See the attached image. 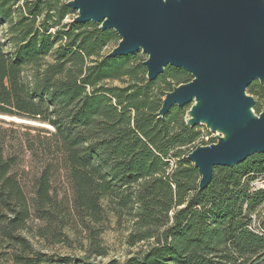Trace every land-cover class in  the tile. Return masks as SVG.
<instances>
[{"label": "trees", "instance_id": "trees-1", "mask_svg": "<svg viewBox=\"0 0 264 264\" xmlns=\"http://www.w3.org/2000/svg\"><path fill=\"white\" fill-rule=\"evenodd\" d=\"M67 2L0 0V116L17 120L0 119V262L93 264L108 254L111 222L138 249L107 264L264 260V189L251 186L264 177V154L215 167L199 191L187 156L215 140L186 125V108L158 114L191 76L168 66L149 81L141 52L108 58L117 34L75 23ZM247 94L264 112V82ZM32 219L34 237L50 245L82 236L84 255L36 251L24 235Z\"/></svg>", "mask_w": 264, "mask_h": 264}, {"label": "water", "instance_id": "water-1", "mask_svg": "<svg viewBox=\"0 0 264 264\" xmlns=\"http://www.w3.org/2000/svg\"><path fill=\"white\" fill-rule=\"evenodd\" d=\"M75 23L112 30L119 42L108 58L141 52L147 80L168 66L191 80L166 92L159 117L185 108L188 127L201 126L215 142L187 156L205 189L215 167H233L264 154V112L247 94L264 82V0H68ZM25 123L24 121H18Z\"/></svg>", "mask_w": 264, "mask_h": 264}, {"label": "rangeland", "instance_id": "rangeland-1", "mask_svg": "<svg viewBox=\"0 0 264 264\" xmlns=\"http://www.w3.org/2000/svg\"><path fill=\"white\" fill-rule=\"evenodd\" d=\"M5 27H0V40H3L5 38ZM144 55V54H143ZM187 110L189 106L185 107ZM0 119L6 122H15L17 123V120H12L10 117H4L0 116ZM25 125H35V124H27ZM47 129H50V127L44 126ZM201 127V126H199ZM202 133H209L207 137H204V141H208L209 138L215 137V134H212L206 130V128L201 127ZM14 139H17V134L20 135V133H10ZM56 187L59 189L60 194L64 195L68 193L67 185L65 183V180L60 177L56 183ZM37 221L32 219L28 223V229L24 232V235L30 240L33 248L36 251H40L42 253L47 254H55L58 256H70L75 258H80L84 255L83 251V245L82 244V236H78L73 239L72 241L60 244H54L50 245L46 241L40 238L34 237V231L36 229ZM103 242L104 245L107 247V256L104 258L101 257H93L90 259V261L93 264H107L112 260H118L123 261L129 253H134L138 247L135 248H127L123 244V231L118 228L114 222L110 223V226L108 230L103 234ZM0 264H11V262L1 261ZM258 264H264V260H260Z\"/></svg>", "mask_w": 264, "mask_h": 264}, {"label": "built area", "instance_id": "built-area-1", "mask_svg": "<svg viewBox=\"0 0 264 264\" xmlns=\"http://www.w3.org/2000/svg\"><path fill=\"white\" fill-rule=\"evenodd\" d=\"M251 186L254 191L264 189V177L253 182Z\"/></svg>", "mask_w": 264, "mask_h": 264}]
</instances>
